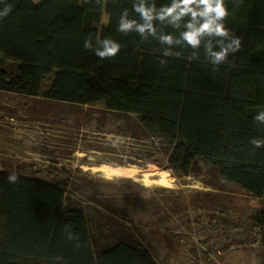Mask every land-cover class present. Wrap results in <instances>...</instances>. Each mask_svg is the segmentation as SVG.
Segmentation results:
<instances>
[{
	"label": "trees",
	"instance_id": "1",
	"mask_svg": "<svg viewBox=\"0 0 264 264\" xmlns=\"http://www.w3.org/2000/svg\"><path fill=\"white\" fill-rule=\"evenodd\" d=\"M136 2L0 0V12L10 9L0 18V91L73 106L100 104L134 124L123 136L152 143L132 153L142 164L178 177L215 169L222 181L259 201L249 221L264 264V147L250 143L264 139V126L253 119L264 111V0H225V26L241 38V47L218 70L203 47L197 59H190L193 49L181 46L165 56L158 40L120 33L125 9L129 19L139 20ZM148 2L159 8L171 0ZM156 24L174 36L183 30ZM105 38L121 45L111 59L84 47L87 39L95 46ZM10 174L0 170V264L176 263L180 245L174 230L163 229L168 216L161 206L143 205L152 216L144 208L135 220L127 205L97 194L95 187L82 200L75 195L80 187L68 179L17 175L13 184ZM198 195L184 196V203L199 206Z\"/></svg>",
	"mask_w": 264,
	"mask_h": 264
},
{
	"label": "rangeland",
	"instance_id": "2",
	"mask_svg": "<svg viewBox=\"0 0 264 264\" xmlns=\"http://www.w3.org/2000/svg\"><path fill=\"white\" fill-rule=\"evenodd\" d=\"M102 21L107 22L105 14ZM127 128L132 131L134 124L100 104L73 106L0 91V170L44 181L68 179L80 187L75 195L82 200L95 187L97 194H110L113 202L127 205L135 220L144 208L152 216L143 205L161 206L168 216L163 229L174 230L180 245L175 264H259L257 233L249 221L259 201L222 181L210 167H203L197 177H178L156 164H142L132 153L149 150L152 143L123 136ZM101 164L142 172L155 167L166 173L169 185L159 186L158 176L147 183L106 179L92 170ZM136 178L142 180L140 174ZM194 193L201 194L196 198L199 206H188L184 202ZM178 200L174 214L171 209Z\"/></svg>",
	"mask_w": 264,
	"mask_h": 264
},
{
	"label": "clouds",
	"instance_id": "3",
	"mask_svg": "<svg viewBox=\"0 0 264 264\" xmlns=\"http://www.w3.org/2000/svg\"><path fill=\"white\" fill-rule=\"evenodd\" d=\"M38 2L39 0H33V3ZM133 10L138 14L139 20L129 19L128 10L125 9L120 15L117 30L124 35L135 32L142 40H148L149 37L158 40L161 45L166 46L163 52L165 56L173 55L172 49L181 46L193 49L190 59H197V50L203 47L206 59L218 70L230 53L240 50L241 38L230 35L224 23L229 16L225 0H171L170 4L159 8L155 2L149 4L148 0H137L133 4ZM9 11L6 7L0 12V18L7 16ZM157 21L161 25L183 30L179 36L158 31ZM84 47L92 50L101 60L115 57L121 49L120 43L109 38L97 39L95 46L92 39H87ZM253 119L258 126H264V111L258 112ZM250 143L255 148L264 147V139L253 138ZM8 180L14 184L18 177L12 173ZM68 238L73 239L71 235Z\"/></svg>",
	"mask_w": 264,
	"mask_h": 264
},
{
	"label": "bare ground",
	"instance_id": "4",
	"mask_svg": "<svg viewBox=\"0 0 264 264\" xmlns=\"http://www.w3.org/2000/svg\"><path fill=\"white\" fill-rule=\"evenodd\" d=\"M93 171L100 172L104 178L111 179V178H127L133 179L135 181H141L142 183H147L148 178L152 176H158L157 184L159 186L165 187L168 186V182L166 180V173L163 171L157 170L155 167L151 169L140 171L136 167L133 166H119V167H112L109 165L101 164L96 167L92 168ZM140 174L142 180L136 178Z\"/></svg>",
	"mask_w": 264,
	"mask_h": 264
}]
</instances>
